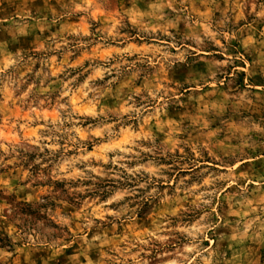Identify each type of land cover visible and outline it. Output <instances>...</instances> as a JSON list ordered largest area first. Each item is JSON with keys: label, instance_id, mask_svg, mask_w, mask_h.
Segmentation results:
<instances>
[{"label": "rangeland", "instance_id": "1", "mask_svg": "<svg viewBox=\"0 0 264 264\" xmlns=\"http://www.w3.org/2000/svg\"><path fill=\"white\" fill-rule=\"evenodd\" d=\"M263 252L264 0H0L1 264Z\"/></svg>", "mask_w": 264, "mask_h": 264}, {"label": "trees", "instance_id": "2", "mask_svg": "<svg viewBox=\"0 0 264 264\" xmlns=\"http://www.w3.org/2000/svg\"><path fill=\"white\" fill-rule=\"evenodd\" d=\"M8 241H9V239L8 238H6ZM3 246H5V244H3ZM1 264V263H0ZM262 264H264V252H263V257H262Z\"/></svg>", "mask_w": 264, "mask_h": 264}]
</instances>
